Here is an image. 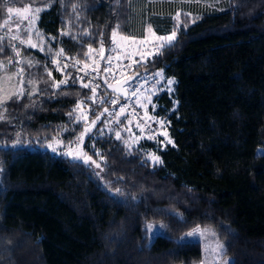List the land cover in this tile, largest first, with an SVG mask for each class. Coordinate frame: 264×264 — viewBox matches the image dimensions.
I'll list each match as a JSON object with an SVG mask.
<instances>
[{"label":"trees","instance_id":"obj_1","mask_svg":"<svg viewBox=\"0 0 264 264\" xmlns=\"http://www.w3.org/2000/svg\"><path fill=\"white\" fill-rule=\"evenodd\" d=\"M132 2L0 0V23L8 6L40 5L38 27L66 53L88 42L105 51L115 26L143 16ZM200 5L170 45L121 77L162 69L174 79L154 101L173 142L153 149L162 162L145 157L151 142L130 146L108 113L82 142L89 156L91 143L99 149L98 169L42 148L82 131L78 101L90 119L116 107L99 71L104 88L73 77L0 106V264H197L199 242L183 238L196 226L222 240L230 264H264V0ZM151 7L162 13L151 24L166 32L168 4ZM103 119L123 133L98 132Z\"/></svg>","mask_w":264,"mask_h":264},{"label":"rangeland","instance_id":"obj_2","mask_svg":"<svg viewBox=\"0 0 264 264\" xmlns=\"http://www.w3.org/2000/svg\"><path fill=\"white\" fill-rule=\"evenodd\" d=\"M129 1L135 2V0ZM9 8L12 9L11 12L8 11ZM42 9V6L35 4L6 8V16L0 23V106L13 96L41 93L65 84L73 77L76 79V70L99 71L105 80L115 82L125 74L129 75L133 68L143 64L160 47L168 44L160 38L169 37L173 32L176 34L177 29L186 27L197 18L193 12H177L172 17L169 32L161 35L155 34L149 25L143 27L142 36H134L131 32L133 27L125 28V26L124 29H119L115 26L110 35L109 46L105 51L101 44L91 46L88 42L83 44V48L76 44L75 53L69 54L65 52L54 35L47 34L38 27L37 19ZM67 23L65 21L63 25H68ZM78 26L77 24L73 29L72 37L75 43L79 40L76 37L79 32ZM63 33H65L64 28L61 29V34ZM173 84L174 79L162 73L158 84L144 91L140 97L139 109L143 116L155 126L154 135H148L141 128L139 121L129 118L124 111L118 109L114 102L116 99L110 98L109 101V103H115L116 107L110 105V108H102L92 119L89 118V107L78 101L75 109L78 111V121L82 123V131L72 134L68 140H63L59 136L44 139L41 146L51 154H61L69 159L83 161L98 169L99 162L102 160L99 149L91 143L94 157L89 156L84 151L82 142L101 119V115L108 113L120 119L121 128L126 133L125 139L130 146L139 147L145 140L153 144L152 148L144 149V154L148 161L155 163L157 162L155 157L158 156L153 149L169 144L170 138L167 134L165 118L162 115L154 116L156 113L154 101L162 92L170 95L173 91ZM174 105L175 102L172 107ZM102 123L100 128L97 127L98 132L111 129L115 134L123 133L120 127L107 128L106 124H110L109 119H103ZM263 152V149H257V153ZM194 229L200 231L195 235H188ZM154 230L155 227L152 226L151 231ZM183 238L199 242L202 255L197 264L231 263V257L224 254L222 240L211 228L193 227L183 233ZM220 245H223V248Z\"/></svg>","mask_w":264,"mask_h":264},{"label":"built area","instance_id":"obj_3","mask_svg":"<svg viewBox=\"0 0 264 264\" xmlns=\"http://www.w3.org/2000/svg\"><path fill=\"white\" fill-rule=\"evenodd\" d=\"M158 73L159 75H157ZM162 73V69L153 72L133 73L130 75L131 79L124 84L126 90L125 97H119L113 93L111 97L113 100L116 99L117 108L124 111L129 118L139 121L141 128L148 135H154L156 128L146 117L143 116V113L139 109V100L144 91L158 84L159 77ZM76 79L78 82L87 80L99 89L104 88V82L100 80V74L98 71L91 72L76 70Z\"/></svg>","mask_w":264,"mask_h":264},{"label":"crops","instance_id":"obj_4","mask_svg":"<svg viewBox=\"0 0 264 264\" xmlns=\"http://www.w3.org/2000/svg\"><path fill=\"white\" fill-rule=\"evenodd\" d=\"M158 2L164 3L165 5L168 4V10L166 11V15L170 14V21H172V17L177 12L180 11L181 12L185 11L190 13L193 12L197 16L200 15V11L198 10V8L201 7L200 4H203V0H135V2H133V9L137 10V12L138 10H140L144 14L143 16L142 14L141 15L139 14L138 15L139 19L137 21L135 19L132 22V26L131 23L128 26V28L133 27V30L131 32L134 36H142L143 27L148 25L153 29L155 34L161 35L169 32V29L166 32H164L165 29L163 30V32L157 31L156 28H154V26L150 22V16L153 15V13L162 14L161 11H158V9H154V8L152 9L151 7V3H158ZM139 103H141L140 100ZM154 116L157 117L156 114Z\"/></svg>","mask_w":264,"mask_h":264},{"label":"water","instance_id":"obj_5","mask_svg":"<svg viewBox=\"0 0 264 264\" xmlns=\"http://www.w3.org/2000/svg\"><path fill=\"white\" fill-rule=\"evenodd\" d=\"M131 79V76L119 79L115 82H107L105 83V88L113 94H116L119 97H125L126 90L124 88V84Z\"/></svg>","mask_w":264,"mask_h":264},{"label":"snow or ice","instance_id":"obj_6","mask_svg":"<svg viewBox=\"0 0 264 264\" xmlns=\"http://www.w3.org/2000/svg\"><path fill=\"white\" fill-rule=\"evenodd\" d=\"M8 11L11 12L12 9L9 8ZM113 35H115V33H113ZM174 37H175V32H173L172 35L169 36V37H162L160 39L163 40V41H166L170 45L171 41L174 39ZM157 75H159V73ZM169 83H172V81H169ZM84 87H88V85H84ZM168 142L169 143H173L171 140H169ZM173 146H175V145L173 144ZM53 151H55V148H53ZM155 160L157 162H162V161H159V157H155ZM116 191L119 192V189H117ZM198 231H200V230L199 229H194L193 232H190L188 235H195ZM220 247L223 248V245H220Z\"/></svg>","mask_w":264,"mask_h":264}]
</instances>
